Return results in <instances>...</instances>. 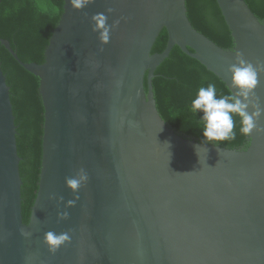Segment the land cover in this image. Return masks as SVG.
Returning a JSON list of instances; mask_svg holds the SVG:
<instances>
[{"label":"water","instance_id":"water-1","mask_svg":"<svg viewBox=\"0 0 264 264\" xmlns=\"http://www.w3.org/2000/svg\"><path fill=\"white\" fill-rule=\"evenodd\" d=\"M217 2L232 49L192 25L186 0H92L82 10L64 0L43 63L22 61L0 38L40 78L45 108L39 188L26 223L16 117L0 63V264H264V130H253L246 149L183 136L161 116L153 90L175 46L233 94L228 68L237 51L264 64V20L246 0ZM97 13L109 25L120 21L107 44L93 31ZM164 28L167 46L152 53ZM255 93L253 105L264 109V73ZM81 168L89 180L73 193L66 177ZM48 231L68 232L71 243L53 254Z\"/></svg>","mask_w":264,"mask_h":264},{"label":"trees","instance_id":"trees-1","mask_svg":"<svg viewBox=\"0 0 264 264\" xmlns=\"http://www.w3.org/2000/svg\"><path fill=\"white\" fill-rule=\"evenodd\" d=\"M246 2L255 15L264 20V0ZM186 3L190 21L198 31L225 49L234 47V38L217 0H186ZM63 11L64 0H0V38L11 42L22 61L43 63ZM168 39V31L164 28L152 53H162ZM0 63L11 87L21 158L23 217L28 223L39 188L43 154L45 108L40 94V78L24 68L2 43ZM152 83L158 110L166 123L179 134L201 142H205L204 113L192 110L199 89L215 84L217 99L233 95L225 82L185 54L179 46H175L157 68ZM233 119L235 140L207 143L246 149L250 145V135L241 132L242 118L239 115L233 114Z\"/></svg>","mask_w":264,"mask_h":264},{"label":"clouds","instance_id":"clouds-1","mask_svg":"<svg viewBox=\"0 0 264 264\" xmlns=\"http://www.w3.org/2000/svg\"><path fill=\"white\" fill-rule=\"evenodd\" d=\"M70 2L75 9L82 10L92 0H70ZM107 11L113 10L108 9ZM91 19L94 21L93 31L99 33L101 43H109L111 31L119 25L120 21L116 20L109 25L108 16L103 13L94 14ZM228 72L231 73L232 87L238 91L231 96L217 99L216 85L209 84L207 88L199 89L198 97L192 104L193 112L202 111L204 113L202 120L206 127L203 130V135L206 143L236 139L233 114L242 118L241 132L244 135H250L253 130H264L257 128V120L264 109H261L259 105H253L252 101V98L256 96L255 89L260 86V75L264 73V64H253L244 58L242 52L237 51L235 62L229 65ZM250 105L256 108V111L251 114L248 111ZM88 180V173L81 168L74 176L66 177V185L73 193H78ZM49 199H57V197L55 194H51ZM63 199V196H60L58 201L62 202ZM78 199L77 195L75 199L68 200L66 207L75 206ZM58 216L59 219L65 220L69 218V213L67 211L60 212ZM21 231L25 236L31 235L30 232L23 229ZM44 242L49 251L54 254L61 246L71 243V236L68 232L57 234L54 231H48L45 233Z\"/></svg>","mask_w":264,"mask_h":264}]
</instances>
